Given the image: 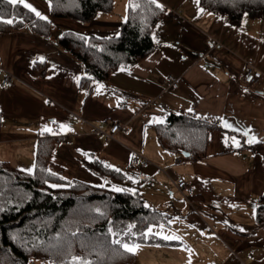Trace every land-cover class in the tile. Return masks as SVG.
<instances>
[{"label": "crops", "instance_id": "1", "mask_svg": "<svg viewBox=\"0 0 264 264\" xmlns=\"http://www.w3.org/2000/svg\"><path fill=\"white\" fill-rule=\"evenodd\" d=\"M157 1L168 13L153 32L156 48L137 63L115 69L89 94L80 85L83 65L57 40L65 30L118 35L128 0H114L110 12L98 13L91 22L55 17L48 38L28 26L0 32V160L32 170L38 138L64 135L67 140L53 149L50 171L104 186L111 181L86 163L97 158L129 165L138 151L152 163L136 165L135 179L122 183L169 215V223L151 225V233L178 239L130 244L139 245L135 264H264V225L257 223V209L264 204V78L256 86L242 79L246 59H254L264 72V15L244 16L236 24L201 11L200 0ZM26 2L51 16L48 0ZM209 38L220 44L210 49ZM36 61L45 62V75L34 71ZM6 69L16 77L4 87ZM159 70L183 81L167 88ZM174 111L221 125L210 130L204 158L181 160L161 146L155 123ZM114 122L129 132L119 131L110 140L94 131L99 124L109 130ZM178 177L194 186L191 202L175 186Z\"/></svg>", "mask_w": 264, "mask_h": 264}, {"label": "trees", "instance_id": "2", "mask_svg": "<svg viewBox=\"0 0 264 264\" xmlns=\"http://www.w3.org/2000/svg\"><path fill=\"white\" fill-rule=\"evenodd\" d=\"M48 1L51 16L41 19L22 5L0 0V32L28 26L34 34L48 38L53 18L91 22L98 13L110 12L114 3ZM157 4L163 5L157 0L155 4L151 0H128L127 16L115 36H86L73 30L61 33L58 45L83 65L80 85L88 94L108 81L115 69L137 63L156 48L153 32L168 13L164 5L161 9ZM200 5L236 24L244 16L264 15V0H200ZM7 19L13 23H4ZM34 71L45 75V62L36 61ZM1 122L0 113V127ZM155 127L165 150L181 160L196 161L206 156L210 130L221 125L216 119L174 111ZM62 140L67 137L43 133L37 141L31 171L0 160V264H32L34 260L51 264H135L136 255L126 251L124 243H172L148 231L151 225L169 223V215L122 183L135 179L136 164L111 165L95 158L87 166L111 184L96 186L70 180L49 169L53 149ZM53 184L59 187H51ZM257 223L264 225V204L257 209ZM116 240L120 244L114 243Z\"/></svg>", "mask_w": 264, "mask_h": 264}, {"label": "built area", "instance_id": "3", "mask_svg": "<svg viewBox=\"0 0 264 264\" xmlns=\"http://www.w3.org/2000/svg\"><path fill=\"white\" fill-rule=\"evenodd\" d=\"M208 47L210 49H215L220 41L216 38H209L207 40ZM159 73L167 88H177L183 81L182 76H177L171 73H164L159 70ZM16 75L13 71L6 69L5 74L1 78V85L4 87L11 86L14 83ZM264 78V72L256 65L254 59H246L244 61L243 75L242 79L248 86H256ZM161 97V95H158ZM51 102V101H50ZM48 102V103H50ZM94 131L98 134H104L107 139H113L119 131L128 133L127 129L122 123L114 122L111 124L109 130H107L104 124H99L94 126ZM131 162L136 165L146 166L152 163L147 157L142 153L135 151L131 157ZM175 186L181 192V194L191 202L190 194L194 191V186L189 183L184 177H178L174 181Z\"/></svg>", "mask_w": 264, "mask_h": 264}, {"label": "snow or ice", "instance_id": "4", "mask_svg": "<svg viewBox=\"0 0 264 264\" xmlns=\"http://www.w3.org/2000/svg\"><path fill=\"white\" fill-rule=\"evenodd\" d=\"M3 2H6V3L10 4V5H22L24 8L29 9L31 12L35 13V15L37 17H40L41 19H47L46 16H42L41 13L39 11H37L30 3H27L26 0H3ZM151 2L155 4L156 0H151ZM197 2H199V0H197ZM157 7H160L162 9L163 5L157 4ZM201 11H203V9H201ZM3 22L7 23V24H12L13 20L12 19H7V20H4ZM225 126L226 127H231V125L227 124V122H225ZM46 130L47 131H51V129H46ZM245 135H247V133H245ZM252 142H253V140H249L248 141V143H252ZM237 146H239L238 142H237ZM85 155H87V154H85ZM29 171H31V169H29ZM51 187L55 188V187H59V185L53 184V185H51ZM113 190L117 191V192L126 191L125 189H121V188H114ZM148 231H149V233H151V229H149ZM241 231H243V229H241ZM173 238L178 239V237H169V236H164L163 237V239H165V240L173 239ZM114 243L120 244V241L116 240V241H114ZM122 247L128 252H134L139 247V245L130 246L129 244L124 243L122 245ZM76 259H79V258H76Z\"/></svg>", "mask_w": 264, "mask_h": 264}, {"label": "rangeland", "instance_id": "5", "mask_svg": "<svg viewBox=\"0 0 264 264\" xmlns=\"http://www.w3.org/2000/svg\"><path fill=\"white\" fill-rule=\"evenodd\" d=\"M106 186H108V184L106 185ZM151 227H153V226H150L149 228L151 229ZM130 245V244H129ZM131 246V245H130ZM38 260H34V262H37ZM40 261H45L46 263H49L47 260H40Z\"/></svg>", "mask_w": 264, "mask_h": 264}, {"label": "bare ground", "instance_id": "6", "mask_svg": "<svg viewBox=\"0 0 264 264\" xmlns=\"http://www.w3.org/2000/svg\"><path fill=\"white\" fill-rule=\"evenodd\" d=\"M111 140V139H110Z\"/></svg>", "mask_w": 264, "mask_h": 264}, {"label": "water", "instance_id": "7", "mask_svg": "<svg viewBox=\"0 0 264 264\" xmlns=\"http://www.w3.org/2000/svg\"><path fill=\"white\" fill-rule=\"evenodd\" d=\"M188 155V154H187Z\"/></svg>", "mask_w": 264, "mask_h": 264}]
</instances>
